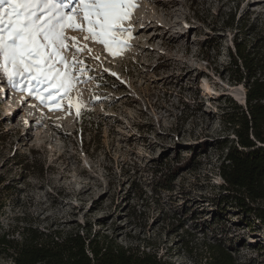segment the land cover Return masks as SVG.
Segmentation results:
<instances>
[{
	"label": "rangeland",
	"instance_id": "374dc122",
	"mask_svg": "<svg viewBox=\"0 0 264 264\" xmlns=\"http://www.w3.org/2000/svg\"><path fill=\"white\" fill-rule=\"evenodd\" d=\"M241 22L242 38L254 42L249 28L263 33L264 0H142L122 54L89 45L100 59H86L94 79L72 91L86 105L79 116L67 101L53 111L0 80V118L13 138L5 156L18 150L34 166L23 172L9 164L18 189L5 227L85 228L173 264H203L217 236L237 247L242 262L264 264V223L229 203L214 205L222 195L219 142L234 138L221 111L230 99L243 105L246 93L227 72ZM180 166L164 189L163 170Z\"/></svg>",
	"mask_w": 264,
	"mask_h": 264
},
{
	"label": "trees",
	"instance_id": "16d2710c",
	"mask_svg": "<svg viewBox=\"0 0 264 264\" xmlns=\"http://www.w3.org/2000/svg\"><path fill=\"white\" fill-rule=\"evenodd\" d=\"M240 24L228 53L227 72L231 84L243 86L247 91L246 105L230 99L221 111V124L234 138L219 142V149L224 151L218 168L222 180L218 189L222 195L214 205L221 208L229 203L258 223H264V31L257 32L254 25L250 26L249 31L257 35L250 43L242 38L247 25ZM232 27L234 24L229 25ZM209 43H203L202 48H210ZM11 139L0 118V258L10 264H173L157 253L121 246L85 228L62 231L28 224L6 228L3 219L18 189L17 180L10 176L9 164L21 166L23 172L34 169L18 150L13 156H5L4 148ZM202 145L206 151L207 145ZM191 163L190 158L184 164ZM180 171L181 166L163 170L164 180L160 183L164 189L172 187ZM180 227L183 229L184 225ZM206 254L203 264H248L242 262L234 244L217 236L207 244Z\"/></svg>",
	"mask_w": 264,
	"mask_h": 264
},
{
	"label": "snow or ice",
	"instance_id": "6c2138e0",
	"mask_svg": "<svg viewBox=\"0 0 264 264\" xmlns=\"http://www.w3.org/2000/svg\"><path fill=\"white\" fill-rule=\"evenodd\" d=\"M141 3L0 0V80L53 111L64 110L67 101L79 116L86 105L74 101L72 91L94 79L87 75L86 59H100L89 45L99 44L113 57L122 54L134 38L132 21ZM85 53L89 56L80 59Z\"/></svg>",
	"mask_w": 264,
	"mask_h": 264
},
{
	"label": "bare ground",
	"instance_id": "6f19581e",
	"mask_svg": "<svg viewBox=\"0 0 264 264\" xmlns=\"http://www.w3.org/2000/svg\"><path fill=\"white\" fill-rule=\"evenodd\" d=\"M143 27H145V26L142 25L141 28H143ZM141 28H140V30H141ZM202 89H203L204 94L209 95L210 97L213 95V89H212V87H211V85L209 84L208 81H206V80L203 81ZM237 100H239V99L237 98ZM242 103H243V101H242Z\"/></svg>",
	"mask_w": 264,
	"mask_h": 264
},
{
	"label": "water",
	"instance_id": "95a60500",
	"mask_svg": "<svg viewBox=\"0 0 264 264\" xmlns=\"http://www.w3.org/2000/svg\"><path fill=\"white\" fill-rule=\"evenodd\" d=\"M246 94H247V91H246L245 96H244L245 97L244 104H243L244 106L246 105Z\"/></svg>",
	"mask_w": 264,
	"mask_h": 264
}]
</instances>
